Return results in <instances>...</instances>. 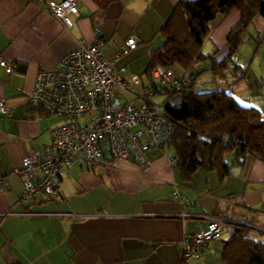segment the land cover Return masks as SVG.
Listing matches in <instances>:
<instances>
[{"label": "crops", "instance_id": "0c3cea01", "mask_svg": "<svg viewBox=\"0 0 264 264\" xmlns=\"http://www.w3.org/2000/svg\"><path fill=\"white\" fill-rule=\"evenodd\" d=\"M180 1L79 0L81 18L72 17L74 26L67 30L36 0H0V58L14 66L8 73L0 65V98L12 108L9 116L0 114V213L10 214L0 226V264H181L184 238L199 230L197 216L244 221L254 227L249 236L264 243V161L253 154L241 162L228 154L231 168L224 179L199 170L185 181L169 147L149 152L146 172L129 161L74 166L61 175L64 204L19 203L24 187L14 171L26 155L48 145L51 130L63 123L58 117L39 119L43 109L32 99L38 72L56 69L79 42L92 41L100 26L105 58L115 70L126 59L117 72L147 79L152 51L163 42L160 29ZM240 21L238 10L219 14L202 49L208 58L178 73L195 93H227L264 119V17L255 18L231 58L222 65L213 61L228 48ZM132 36L139 38L137 49L121 56ZM176 189L181 200L173 196ZM55 212L67 216L48 215ZM220 252L219 242L211 243L200 259L215 263Z\"/></svg>", "mask_w": 264, "mask_h": 264}, {"label": "built area", "instance_id": "2783aa9c", "mask_svg": "<svg viewBox=\"0 0 264 264\" xmlns=\"http://www.w3.org/2000/svg\"><path fill=\"white\" fill-rule=\"evenodd\" d=\"M36 2L67 30L74 26L72 17L81 18L79 0ZM138 41L137 36L130 37L121 56L136 50ZM105 44L101 27L95 26L92 41L79 42L78 48L60 59L56 69L38 72L32 99L43 109L39 119L58 117L63 123L51 130L48 145L26 155L20 168L14 171L24 187L20 204L28 201L64 204L61 175L74 166L95 169L103 164L117 167L120 161H129L146 172L151 165L149 152L164 149L171 142L176 126L166 112V105L187 94L184 78L163 66H157L147 79L125 77L105 58ZM0 65L8 73L14 69L2 58ZM227 65L234 68L232 62ZM120 89L131 94L132 99L114 106V95L118 96ZM11 112L8 101L0 98V114L7 117ZM83 119L86 121L79 123ZM173 196L182 199L177 189ZM48 215L67 216L60 212ZM8 216L9 213H0V226ZM196 218L200 220L198 232L186 236L182 242L181 258L185 261L200 259L201 252L211 242L222 239L231 227L254 228L236 219Z\"/></svg>", "mask_w": 264, "mask_h": 264}, {"label": "trees", "instance_id": "16d2710c", "mask_svg": "<svg viewBox=\"0 0 264 264\" xmlns=\"http://www.w3.org/2000/svg\"><path fill=\"white\" fill-rule=\"evenodd\" d=\"M232 10L241 13L240 23L227 38V47L236 52L255 18L264 17V0H183L177 3L160 29L163 42L152 51L144 71L147 77L157 66L187 73L200 60L207 59L202 49L210 34V23L219 14ZM181 76L188 87L185 77ZM190 86L182 99L177 98L166 105V112L176 126L166 147L173 150L172 158L184 180L190 181L199 170L218 172L224 179L231 168L225 160L228 154L235 155V162H241L248 154L264 161L261 113L255 108L240 106L227 93H195L193 83ZM240 229L242 231L234 234L228 229L224 233H228V237L214 241L219 242L220 261L225 264H264V243L252 239L248 228ZM181 264H189V261L182 260Z\"/></svg>", "mask_w": 264, "mask_h": 264}, {"label": "rangeland", "instance_id": "374dc122", "mask_svg": "<svg viewBox=\"0 0 264 264\" xmlns=\"http://www.w3.org/2000/svg\"><path fill=\"white\" fill-rule=\"evenodd\" d=\"M119 65H121L122 67H126V59L121 61V63H118L117 66H116V70L119 71L120 67ZM125 75L127 76H132V74L130 73V71L126 72ZM139 76L143 75V71L138 74ZM132 99V95L129 94L126 90H123V89H120L119 90V95L116 96L114 95V98H113V105L114 106H120L122 105L125 101L127 100H131ZM86 121V119H83V120H80L79 123L83 124L84 122ZM213 244L215 242H212ZM204 253L202 252V255ZM219 256H220V253H219ZM203 259V258H202ZM202 259H194V260H189V264H208L207 262L208 261H203ZM220 260L216 261L215 263H212L214 261H211L209 262V264H217V262H219Z\"/></svg>", "mask_w": 264, "mask_h": 264}, {"label": "water", "instance_id": "95a60500", "mask_svg": "<svg viewBox=\"0 0 264 264\" xmlns=\"http://www.w3.org/2000/svg\"><path fill=\"white\" fill-rule=\"evenodd\" d=\"M234 49H232L231 47L226 48L222 53H220L219 55L215 56L213 58V61L219 65H222L225 63V61L227 59H229L233 54H234ZM178 99H182V96H179ZM242 231V229L237 228V227H231L229 228V233L230 234H234L236 232H240ZM217 264H225L223 261H219L217 262Z\"/></svg>", "mask_w": 264, "mask_h": 264}]
</instances>
